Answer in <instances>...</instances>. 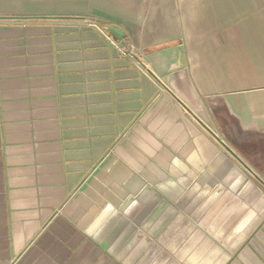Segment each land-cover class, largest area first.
<instances>
[{
  "label": "crops",
  "instance_id": "obj_1",
  "mask_svg": "<svg viewBox=\"0 0 264 264\" xmlns=\"http://www.w3.org/2000/svg\"><path fill=\"white\" fill-rule=\"evenodd\" d=\"M263 175L264 0H0V264H264Z\"/></svg>",
  "mask_w": 264,
  "mask_h": 264
},
{
  "label": "water",
  "instance_id": "obj_2",
  "mask_svg": "<svg viewBox=\"0 0 264 264\" xmlns=\"http://www.w3.org/2000/svg\"><path fill=\"white\" fill-rule=\"evenodd\" d=\"M106 31L118 41H122L124 39V33L116 26H107ZM262 178V183L264 184V175Z\"/></svg>",
  "mask_w": 264,
  "mask_h": 264
},
{
  "label": "built area",
  "instance_id": "obj_3",
  "mask_svg": "<svg viewBox=\"0 0 264 264\" xmlns=\"http://www.w3.org/2000/svg\"><path fill=\"white\" fill-rule=\"evenodd\" d=\"M106 38H107V36H106ZM107 40L110 42V44H111L113 47L119 49V50L122 52V54H123L124 56H131L129 53H126V52H125L123 49H121L120 47H117L116 43H115L111 38H107Z\"/></svg>",
  "mask_w": 264,
  "mask_h": 264
}]
</instances>
